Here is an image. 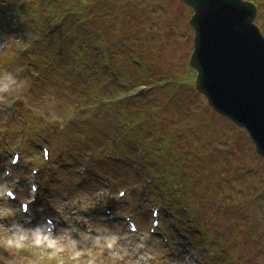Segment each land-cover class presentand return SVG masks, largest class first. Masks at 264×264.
Wrapping results in <instances>:
<instances>
[{
  "label": "rangeland",
  "instance_id": "374dc122",
  "mask_svg": "<svg viewBox=\"0 0 264 264\" xmlns=\"http://www.w3.org/2000/svg\"><path fill=\"white\" fill-rule=\"evenodd\" d=\"M12 1L25 4L29 9V22L41 13L40 3L36 0ZM63 1L67 3V0ZM117 2L120 3L114 5L124 6L122 28L127 29L129 34L133 33V29L140 35L138 54L131 57L120 50L123 54L117 55L115 68L119 75L123 73L125 78H133L136 74L138 78L127 80L129 83L140 82L143 76L136 73L138 69L133 60L139 55L147 68L140 72L156 75L159 84L171 79L167 86L169 91L160 89L145 100L141 95L151 88L143 86L144 89H134L128 94L127 100L107 107L100 92L109 91L110 96L106 98L110 99L121 88L116 85L115 77L108 79L99 66L86 82L93 85L92 89L100 97L102 105H90L83 111L78 107L87 102L84 86L78 77L68 74L66 61L59 60L60 63H57V58L53 59L49 51V57L47 54L36 57L34 53L22 57L19 53L23 45H35V42H27L33 33L27 35L29 26L18 20L11 25V21H15L11 19V8L14 6L11 0H3L0 4V73L12 72L22 84L18 94L6 93L5 100L0 102V190H3L0 208H12L18 213L16 217L5 218L0 223H11L19 216L22 222L25 220L27 214L20 210L18 204L13 205L6 190H15L19 198L28 200L35 193L31 190V183L34 182L44 192L49 190L42 187L55 188L53 193L44 195L48 197L44 206L56 217L58 228L73 225L77 229L73 234L81 239L87 235L119 236L117 247L111 251L97 247L94 239L80 241L77 251L83 254L85 260L89 259V252L98 255L95 264H207L205 259L211 255L205 243L213 242L207 236H214L215 239L217 234L226 236L221 237L222 242L218 247H211L216 254L214 261L218 257L221 261L218 264H264V157H258L255 144L248 134L216 112L206 96L195 87L197 72L189 64L194 48L195 31L190 24L194 9L181 0H164L161 6L157 5L154 9L157 12L152 13V0ZM55 5L59 8L58 1ZM83 6V0H78L75 13ZM80 19L86 21V18ZM112 20L107 19L110 30L113 29ZM17 25L21 29L14 28ZM116 26L120 25L117 23ZM261 31L264 34L262 28ZM105 43L109 46L107 38ZM41 46L39 43L36 47L40 50ZM55 47L61 48V43L56 41ZM69 50L71 52V46ZM96 50L103 54L102 50ZM43 65H47L48 70L42 69ZM165 73L169 76L160 79ZM133 94L134 97H131ZM130 116H139L141 123L150 124L151 130L141 134V144L147 157L136 155L132 149L124 146L119 148L120 157L113 149L108 151L110 134L118 129L121 124L119 120L128 117L130 120ZM130 131V124L123 126L118 142L127 143L134 133ZM152 133L159 137L154 140L153 136L150 140ZM111 136H115V133ZM195 140L198 143L195 146L207 144L204 162L199 161V166L204 168V178L194 166L188 167V158L183 156V149L190 151V145L195 144ZM44 146L51 149V161L44 158ZM15 152L21 154L17 166L12 165L11 161ZM157 155L163 157L158 158ZM135 159L140 162L137 165L142 167L143 164L140 174L135 172ZM149 165L154 168L151 169ZM182 165L184 171L180 173L177 169ZM33 169L38 170L37 174ZM157 173L159 176L155 181L153 176ZM229 177L236 182L231 183ZM49 180L51 183L48 184ZM178 180L189 193L187 197L191 208L196 201L201 202L202 197L201 193L190 188L189 181L194 187L203 183L207 188L209 193L202 202L203 212L198 203L195 204L197 211H194L202 214L198 223L210 230L215 228L212 235L199 226H195L193 235H190L191 223L183 222L184 230L189 228L187 235L182 230H176L177 237L173 238V221L180 228L179 222L187 219L186 203L176 201L180 199L176 191ZM212 182L215 185L221 182L223 189L219 188L223 190L222 194H232L234 204L238 203L236 214H243V220L236 222L234 215L224 210L223 203L214 204L215 185H210ZM162 188H169V201ZM121 191L126 194L121 196ZM187 197L182 195L181 202ZM173 203L179 210V216H176L178 220H173ZM105 205L113 207V214L126 213L127 217H133L138 221L139 230L132 231L122 215L118 220H110L112 214H107ZM156 207L160 208L162 225L152 232L154 217L151 209ZM32 210H35L33 205ZM48 211H40L42 215L38 216L36 223L48 215ZM166 216L168 221L165 220ZM164 223L172 224L169 227L172 229L171 235L165 231ZM218 226L222 228L221 232L217 231ZM98 227L107 231L101 233L97 231ZM164 232L168 234L171 245L163 239L161 233ZM35 252L36 256L42 257L37 264H74L67 252L54 259H49L46 251ZM113 252L120 258L113 259ZM10 259L9 254L0 249V264H7ZM33 259L32 252L26 251L18 254L16 262L27 264Z\"/></svg>",
  "mask_w": 264,
  "mask_h": 264
},
{
  "label": "trees",
  "instance_id": "16d2710c",
  "mask_svg": "<svg viewBox=\"0 0 264 264\" xmlns=\"http://www.w3.org/2000/svg\"><path fill=\"white\" fill-rule=\"evenodd\" d=\"M47 1H49L50 3ZM56 1H58L59 3V8H57V6L55 5ZM117 1L118 0H115V1H112L111 3V0H83L84 6L79 9L78 13H75L76 5H78V0H72V1L70 0V2L69 0H67V3H65V1L63 0H46L42 2H40V0H36L35 2L40 3L39 8L41 10V13L40 15L33 17V19L31 20L32 22H29L28 21L29 19H27V11L29 9H27L25 4L22 1H21V4L16 3V2L13 3V1L11 0V4L14 5L13 8H15L18 11L19 16H21L20 20L23 23H25L26 26L28 25L30 27V26H34V24L38 26V36L37 37H39V41L37 39V41L35 42V45L28 46V49L31 55L32 53H34L37 57V56H42L44 54H47V57H49V53H48L49 51L51 55L54 56L53 59L55 57L57 58L55 59L57 63H60L59 60L66 61L65 64H67V69L69 70L73 62L76 64L73 72L71 73L68 70V74L70 76L75 75L76 77H78L79 80L81 81V85L84 86L85 99H86L85 101L87 102H85L84 104L82 103L78 107L80 111L87 109L88 107H90V105H93L94 103L101 106L102 101H104L105 103L107 100L106 97L110 96L109 91L104 92L105 91L104 90L103 92H100L101 96L104 97L103 100L101 101L100 97H98L95 94L94 90L92 89L93 85L86 82V79L88 77H91V74L95 73L96 69H98L99 66H100L101 71L104 72L103 75L106 76L108 79H110V77H113V76L115 77L116 85L119 88H121V90H119V92H117L116 94L122 93L125 96V98L122 99V101H119V100L113 101V97H111L110 102L106 103L107 107L111 105L119 104L123 102L124 100H127L128 94L132 93L134 89L137 90L143 86L151 88L148 93L144 94L146 97H143L144 95H141V98H144L145 100H148L150 95L157 94V92L160 89L169 91L167 86L169 85L168 83L169 80L172 81L171 79L166 80L165 82H160L159 84V82H157L156 80L157 78L156 75L154 74L146 75L145 73L140 72V70L144 72L145 69L147 68L144 67V63L142 62V60L139 59V55H137L136 58H134L133 60L135 62L134 63L135 67L138 69L136 73L142 74L143 79H141L140 82H137V83H134V82L129 83L127 79L135 80L134 77L138 78L136 74L133 78H125L123 73L119 75L120 72H118V70L115 68V65L117 63V55L119 53L123 54L120 50H122L123 52L129 53L131 57L138 54L140 35H138L135 31H133V29H131V32L133 33L129 34L127 32V29L122 28V23H123L122 7L124 6L122 4H119L120 7L114 5V4L118 5V3H120ZM159 1L160 2H155L154 0H152L154 4V6L150 8V11L152 13L157 12L154 10L156 9V6L157 5L161 6V3L164 2V0H159ZM253 1L257 4L259 8V14H258L256 22L264 31V0H253ZM2 3H3V0H0L1 5ZM78 15L80 16V18L81 17L86 18V21L83 19H80ZM107 15L109 17H107ZM112 17H114V21L112 20ZM109 18H111L112 20V26H113L112 30H110V28L107 25L108 23L107 19ZM117 23L120 25L119 27L116 26ZM50 26H56V27L53 30H50L49 29ZM106 38L109 40V46L105 43ZM56 41L61 43V46H62L61 48L55 47ZM39 43L42 45L40 50H38V48L36 47L37 44ZM69 45L71 46V52L69 50V47H70ZM96 49H98L99 51L102 50L104 55L98 52ZM140 66L143 68V70L142 68H140ZM41 76L45 80L47 79L45 74H42ZM166 76H169V75L165 73L164 75L160 77V79ZM129 84H131L132 87H128ZM87 91H89L90 94H88ZM131 97H134V95H131ZM166 107L167 106H165V108ZM117 114H121V112H118ZM138 118L139 116H137V118L134 116H130V120H129V117L127 119H121L123 121L125 120L126 124L128 125L130 124L131 131L133 130L134 133L131 135L127 143L119 142L118 144L112 146L113 150L117 152V155L119 154L118 153L119 148H123L122 146H124L127 149H132L136 155L139 149H141L145 153V147L144 145L141 144V140H142L141 134L145 131L151 130V127L149 123L148 124L141 123L140 120H138ZM130 132L128 133V136ZM153 136H154V140L159 137L156 133H152L150 140H152ZM119 140H121L120 137H119ZM197 144L198 143H196V140H195V144L190 145L191 147L190 151L189 149L188 150L183 149L184 150L183 156L188 158L187 159L188 167L190 165L194 166L196 170H198L199 174L201 175V178H204V168L199 166L200 165L199 161L200 160L203 161V158H204L203 156L205 155L204 151L207 150V144L204 143L202 144V146H195ZM259 156L260 155H258V157ZM119 157H120V154H119ZM156 157L161 158L163 156L157 155ZM149 166L151 168H154V166L152 165H149ZM177 170L180 173L183 172L184 166L182 165V167L178 168ZM180 173H179V179L182 180V176ZM157 175L159 176L158 173ZM229 181L231 183L236 182V181H233L232 178H230ZM189 182H190L189 186L194 192L196 191L197 193H201L200 196L202 197V201L201 202L196 201V203H198V205L201 207L200 209L203 212L204 205L202 202H205L209 192L207 191V188L205 187L203 183L194 187L191 181ZM210 185H215V183L212 182ZM219 187H221V182H218V184H216L214 187L215 188L214 198L216 199L214 204L219 205L223 203L222 206L224 210L227 212L230 211V213L234 215L235 221L240 222L241 220H243V214H239V215L236 214L237 210L239 209L237 207L238 203L234 204L231 193L228 195L222 194L223 190H221V188L223 189V187L221 188ZM176 188H177L176 189L177 196L180 197V199L179 200L177 199L176 201L181 204L186 203L187 205L186 206L187 209L185 210L186 212L185 215H188L189 223H191V226H190L191 235H193L192 231L195 229V226H199L201 229H204L205 231L207 230V232H209L210 235H212L213 232L215 231V228L213 230H210L209 228L208 229L205 228V225L198 223L199 222L198 219L201 218L202 214L201 213L198 214V212L195 213L194 209H196L197 211V208L195 205L196 203L192 205V208L190 207L189 202H188V197H187L189 196V193L187 190H185L186 188L183 187L182 182H180L179 180H178V184ZM203 188H206V189L203 191ZM194 192L193 194H195ZM182 195L187 197V199L184 202H181ZM173 205L175 204L173 203ZM196 218H197V222H196ZM230 227L233 228L232 225H230ZM216 228H218L217 231L221 232L222 228H220L219 226ZM202 236L205 237L203 233H202ZM221 237H226V236L222 234L221 235L217 234L215 239H214V236L212 237L207 236V238H210L211 241H213L212 244H210V246L212 247L213 245V246L218 247L220 243L222 242ZM214 262L216 264L221 263V261H219V257Z\"/></svg>",
  "mask_w": 264,
  "mask_h": 264
},
{
  "label": "water",
  "instance_id": "95a60500",
  "mask_svg": "<svg viewBox=\"0 0 264 264\" xmlns=\"http://www.w3.org/2000/svg\"><path fill=\"white\" fill-rule=\"evenodd\" d=\"M194 9L190 66L218 113L247 131L264 156V35L248 0H181Z\"/></svg>",
  "mask_w": 264,
  "mask_h": 264
},
{
  "label": "clouds",
  "instance_id": "9594fccd",
  "mask_svg": "<svg viewBox=\"0 0 264 264\" xmlns=\"http://www.w3.org/2000/svg\"><path fill=\"white\" fill-rule=\"evenodd\" d=\"M21 87V82L12 72L0 73V102L5 100L4 94H18ZM0 195H3V190H0ZM17 214V211L12 208H0V221L5 218H14ZM51 219L56 221V217ZM97 231L103 233L107 229L98 227ZM74 232H77V229L73 225H66L63 228H57L55 223L50 225L48 217L42 218L34 225L27 218L23 222L13 219L8 224L0 223V249L11 257L7 264H17L18 254L26 251L32 252L34 257L32 264H37L40 257L36 256L35 250L46 251L49 259H54L67 252L74 264H95L98 255L89 252V259L85 260L82 258L83 254L77 251L81 240L94 239L97 247L109 251L115 249L119 241L118 235L101 234L95 237L87 235L81 239L74 235ZM112 257L113 259L120 258L115 252L112 253Z\"/></svg>",
  "mask_w": 264,
  "mask_h": 264
}]
</instances>
